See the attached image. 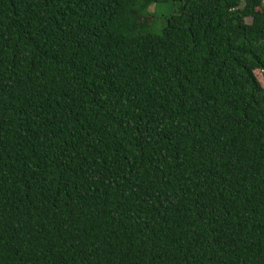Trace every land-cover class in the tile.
I'll use <instances>...</instances> for the list:
<instances>
[{
    "label": "trees",
    "instance_id": "1",
    "mask_svg": "<svg viewBox=\"0 0 264 264\" xmlns=\"http://www.w3.org/2000/svg\"><path fill=\"white\" fill-rule=\"evenodd\" d=\"M256 70L264 0H0V264H264Z\"/></svg>",
    "mask_w": 264,
    "mask_h": 264
},
{
    "label": "rangeland",
    "instance_id": "2",
    "mask_svg": "<svg viewBox=\"0 0 264 264\" xmlns=\"http://www.w3.org/2000/svg\"><path fill=\"white\" fill-rule=\"evenodd\" d=\"M150 10L155 11L154 23L150 27V30L154 33H160L165 24L164 17H167L169 14L174 13L176 10V6L170 3H165L157 7L150 6ZM255 74L261 85L264 86V76L262 75L261 71L256 70Z\"/></svg>",
    "mask_w": 264,
    "mask_h": 264
}]
</instances>
